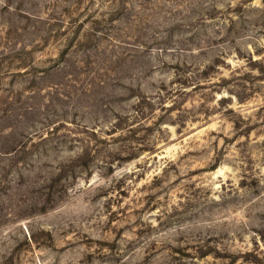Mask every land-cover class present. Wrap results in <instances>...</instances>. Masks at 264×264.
<instances>
[{"label": "rangeland", "instance_id": "374dc122", "mask_svg": "<svg viewBox=\"0 0 264 264\" xmlns=\"http://www.w3.org/2000/svg\"><path fill=\"white\" fill-rule=\"evenodd\" d=\"M0 264H264V0H0Z\"/></svg>", "mask_w": 264, "mask_h": 264}]
</instances>
